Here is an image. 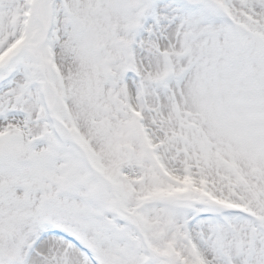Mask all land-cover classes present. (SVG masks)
<instances>
[{
    "label": "snow or ice",
    "instance_id": "obj_1",
    "mask_svg": "<svg viewBox=\"0 0 264 264\" xmlns=\"http://www.w3.org/2000/svg\"><path fill=\"white\" fill-rule=\"evenodd\" d=\"M0 264H264V0H0Z\"/></svg>",
    "mask_w": 264,
    "mask_h": 264
}]
</instances>
